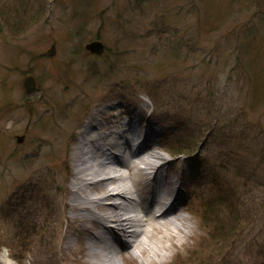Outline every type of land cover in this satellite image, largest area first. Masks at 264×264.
Wrapping results in <instances>:
<instances>
[{
	"label": "rangeland",
	"instance_id": "obj_1",
	"mask_svg": "<svg viewBox=\"0 0 264 264\" xmlns=\"http://www.w3.org/2000/svg\"><path fill=\"white\" fill-rule=\"evenodd\" d=\"M97 39L103 57L85 49ZM98 111L159 130L184 217L139 256L118 231V264H264V0H0V264H101L113 246L73 205ZM152 174L128 179L147 201Z\"/></svg>",
	"mask_w": 264,
	"mask_h": 264
},
{
	"label": "bare ground",
	"instance_id": "obj_2",
	"mask_svg": "<svg viewBox=\"0 0 264 264\" xmlns=\"http://www.w3.org/2000/svg\"><path fill=\"white\" fill-rule=\"evenodd\" d=\"M114 116L115 114L111 115V121H108L109 119L107 120L100 113H96L93 120L83 129L82 140H80V146L77 147L76 151V156L80 163L73 184L76 187L73 197L76 203L74 202L73 205L81 211L86 210L85 217L90 218V221L95 220L100 226V230H106L112 236L115 235L116 230L125 232L127 237L130 238L135 255H141L142 250H148L153 253L152 247L149 246L147 241L153 236L155 229H160L161 226L165 228L170 225L177 229L182 228V225L180 226L177 222L178 219L184 218L180 214V208L177 206L174 211L172 210L173 213H169V208H165L164 205L163 193L167 195L172 192L174 189L171 186L173 178L166 174L164 176L166 180L165 186L159 195H156V197L152 196V201L150 200L154 207L159 208L157 213L147 212L144 206L134 203L131 195L137 194L143 189L140 190L135 184L130 186L128 179L138 177L139 174L146 178L151 173L150 171L154 169L158 171L159 167L155 166V161L159 162L166 159L167 155L157 151L153 148L154 145L150 143L143 150H139L136 156L137 159H130L124 164L120 163L111 150L120 148L119 140L122 138L126 137L128 140V130H133L137 139L141 138L142 132L139 131L134 122L126 124L120 122L119 118L115 120ZM145 134L151 137L150 132H145ZM106 145L108 148L104 149L107 147ZM136 161L139 163L138 166ZM125 170L130 171L128 176H125L123 172ZM140 171L141 173H139ZM97 180L101 181V187L105 190L95 196L89 189L90 187L92 189V185H97ZM118 200L120 203L116 202ZM90 205H93L94 208ZM135 213L142 214V216H135ZM159 217L160 219H158ZM105 224L114 225V229H108ZM166 236L170 237L171 235L168 234ZM99 238L102 239V237ZM172 242L173 244L176 242L175 236ZM116 252L117 249L113 246L106 248L101 264H118L115 261ZM6 256L4 254L2 260L6 264H14Z\"/></svg>",
	"mask_w": 264,
	"mask_h": 264
},
{
	"label": "water",
	"instance_id": "obj_3",
	"mask_svg": "<svg viewBox=\"0 0 264 264\" xmlns=\"http://www.w3.org/2000/svg\"><path fill=\"white\" fill-rule=\"evenodd\" d=\"M86 49L92 54L101 56L105 52V44L101 40H94L86 45ZM54 51L55 48L53 47L52 54ZM24 88L28 93L34 92L36 90V81L33 76H27L24 79Z\"/></svg>",
	"mask_w": 264,
	"mask_h": 264
},
{
	"label": "trees",
	"instance_id": "obj_4",
	"mask_svg": "<svg viewBox=\"0 0 264 264\" xmlns=\"http://www.w3.org/2000/svg\"><path fill=\"white\" fill-rule=\"evenodd\" d=\"M169 153H171L172 155H174V156H179V155H192L193 153H195V151H193V149H178V150H174V149H170L169 148ZM238 209V208H237ZM250 209V208H249ZM205 210V209H204ZM234 211V210H233ZM231 209H229V212H228V214L230 213H232L234 216H235V213L233 212ZM207 213H208V211L207 210H205L203 213H202V216L204 217V219L206 218V216H207ZM210 213V212H209ZM242 214H244L243 213V211H242ZM249 215H252V211H251V213H249Z\"/></svg>",
	"mask_w": 264,
	"mask_h": 264
}]
</instances>
